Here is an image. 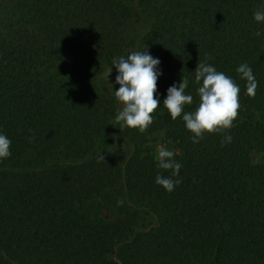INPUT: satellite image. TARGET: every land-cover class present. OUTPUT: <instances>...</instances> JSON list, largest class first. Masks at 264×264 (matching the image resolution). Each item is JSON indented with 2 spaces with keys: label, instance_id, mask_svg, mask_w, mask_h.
Segmentation results:
<instances>
[{
  "label": "trees",
  "instance_id": "obj_1",
  "mask_svg": "<svg viewBox=\"0 0 264 264\" xmlns=\"http://www.w3.org/2000/svg\"><path fill=\"white\" fill-rule=\"evenodd\" d=\"M259 8L261 0H0V131L11 140L0 161V264H264ZM135 16L141 34L130 31ZM143 46L161 61V101L189 80L184 111L198 103L194 69L210 57L240 86L233 127L194 144L162 104L144 132L116 127L119 85L104 73ZM241 63L258 82L255 96L235 71ZM154 133L182 164L171 192L154 183L157 172L170 175L156 167ZM27 151L34 161H24ZM139 209L154 223L140 228Z\"/></svg>",
  "mask_w": 264,
  "mask_h": 264
},
{
  "label": "clouds",
  "instance_id": "obj_2",
  "mask_svg": "<svg viewBox=\"0 0 264 264\" xmlns=\"http://www.w3.org/2000/svg\"><path fill=\"white\" fill-rule=\"evenodd\" d=\"M261 3L264 4V0ZM252 18L257 24H264V8L254 11ZM254 35L260 37L262 33L258 30ZM209 59L206 56L194 69L192 82L198 85L195 89L198 103L193 111H184L186 105L193 103V96L185 93L189 80L184 78L178 83L174 82L166 89L165 98L161 101L157 92V80L163 74L161 61L158 57H153L146 46L142 50L114 57L104 77L111 89L113 84L119 85L115 91L112 90L116 101L121 105L115 120L122 127L144 132L153 123L151 114L162 104L172 120L181 118L185 129L192 134L190 139L194 144L199 143L205 133L230 129L240 108V86L230 76L207 63ZM113 68L116 75L114 81L109 83L108 78ZM235 71L240 79L246 81L245 94L255 96L258 82L250 65L241 63ZM231 140L232 136L225 134L222 143H230ZM10 145L11 140L0 131V161L11 156ZM175 155L174 151L161 144L157 147L154 158L158 169L170 170V175L157 172L154 178V183L167 192L173 191L181 183L179 173L182 164L173 159ZM100 158L103 159L101 155Z\"/></svg>",
  "mask_w": 264,
  "mask_h": 264
},
{
  "label": "rangeland",
  "instance_id": "obj_3",
  "mask_svg": "<svg viewBox=\"0 0 264 264\" xmlns=\"http://www.w3.org/2000/svg\"><path fill=\"white\" fill-rule=\"evenodd\" d=\"M128 1H131V0H128ZM130 7L133 11H136V6L134 2H131ZM145 29H146L145 26L139 20L138 16H135L133 20L130 22V31L133 34H141L145 31ZM116 105H117V108L112 115V122L114 123L116 127H122L121 124L115 120V115L121 106L117 101H116ZM255 114H256L255 116L257 120L264 121V109L257 110ZM160 136H161L160 133H154L152 134V136H149L148 144H149V147L153 149L154 155H156L157 147L161 144H163L165 147H167L168 149L176 153V150L172 148L171 142H167L165 144L160 142ZM114 141L117 142V144H119L121 147L126 146L120 139L115 138ZM251 158H252L253 163L260 161L259 153L253 152L251 154ZM35 159H36L35 154L32 151L25 152L24 154L25 162L34 161ZM154 220H155L154 217L151 214L146 213L145 210L143 209L138 210L137 222L140 228L148 227L150 224L154 223Z\"/></svg>",
  "mask_w": 264,
  "mask_h": 264
}]
</instances>
